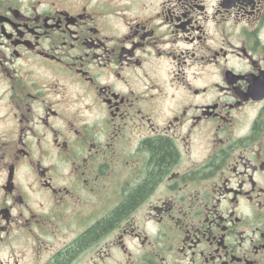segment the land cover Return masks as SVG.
Masks as SVG:
<instances>
[{"label":"flooded vegetation","instance_id":"1","mask_svg":"<svg viewBox=\"0 0 264 264\" xmlns=\"http://www.w3.org/2000/svg\"><path fill=\"white\" fill-rule=\"evenodd\" d=\"M0 264H264V0H0Z\"/></svg>","mask_w":264,"mask_h":264}]
</instances>
